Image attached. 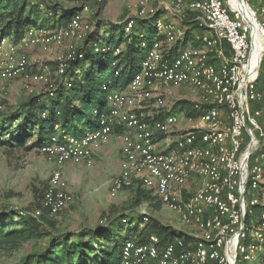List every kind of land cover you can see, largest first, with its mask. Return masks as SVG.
I'll return each instance as SVG.
<instances>
[{"label": "built area", "instance_id": "obj_1", "mask_svg": "<svg viewBox=\"0 0 264 264\" xmlns=\"http://www.w3.org/2000/svg\"><path fill=\"white\" fill-rule=\"evenodd\" d=\"M251 1L172 0L182 23L196 25L192 33L201 44L172 53V46L185 39L186 29L159 17L156 27L161 35L141 42L145 53L139 72L124 88L111 81L104 84L108 108L101 113L99 126L77 136L58 133L41 148L57 164L43 199L50 215L60 214L74 200L62 166L73 162L91 167L95 152L118 130L121 168L111 182L110 194L116 196L140 183L190 228L182 232L178 243L175 239L163 243L158 235L146 242L130 238L123 244L118 264L264 262V213L247 243L248 211L255 205L264 207L263 168L257 165L256 155L264 139V82L262 88L258 86L264 78V22L258 19L264 7L255 11ZM63 2L80 7L65 25L32 27L19 43L0 42V86L17 78H23L31 91L33 83L52 86L45 68L31 71L27 56L18 54L25 44L44 50L65 46L57 62L61 77L84 57L80 47L98 18L87 0ZM150 2L138 0L137 9L123 21L126 34L132 33L137 18L154 16L165 7L160 3L151 8ZM245 4L251 15L241 8ZM188 12L194 17L186 19ZM95 48L118 55L123 46L96 43ZM119 75L116 70L115 76ZM176 85L195 93L194 106L204 109L197 119L186 115L187 129L177 127L178 111L168 102L172 95L168 88ZM250 187L259 189L258 197L249 198ZM21 214L38 218L42 211ZM144 219L149 220L147 214Z\"/></svg>", "mask_w": 264, "mask_h": 264}, {"label": "trees", "instance_id": "obj_2", "mask_svg": "<svg viewBox=\"0 0 264 264\" xmlns=\"http://www.w3.org/2000/svg\"><path fill=\"white\" fill-rule=\"evenodd\" d=\"M61 6L45 0H0V42L11 38L13 43H19L32 27L65 25L80 8L75 3ZM102 10L100 6L97 7V24L80 47L84 57L73 62L54 91L31 96L17 109L0 112V144L41 150L58 133L60 136H77L99 126V117L108 108L104 84L111 81L113 85L124 88L139 72L145 53L141 42L149 35L158 33L156 22L162 13L161 10L154 16L137 18L132 33L126 34L125 23L101 19ZM188 14V17L194 16L192 12ZM183 24L186 26V37L172 46V53L188 45L201 44L192 33L196 25ZM96 43L121 45L123 49L118 55L103 53L96 51ZM211 61L216 62L215 59ZM116 70L120 72L118 77L115 76ZM263 82L264 78L261 77L259 88H262ZM173 110L195 119L204 111L196 108L187 98L175 102ZM130 188L135 190V205L147 200L155 201L154 206L159 203L158 197L140 183ZM44 192L36 195L39 199L35 209L42 211L38 218L22 215L21 211L13 209L0 212V252L14 250L33 239L45 241L42 248L27 254L18 264H118L123 244L130 238L116 236L113 228L118 224H129L134 219H138L140 225L144 224L136 239L139 242H146L149 236L158 235L163 243H167L183 232L153 217L145 221L146 214L113 217L106 225L97 228L58 230L57 222L44 205ZM258 207L263 206L255 205L248 211V222L255 219ZM260 216L256 219L257 224Z\"/></svg>", "mask_w": 264, "mask_h": 264}, {"label": "rangeland", "instance_id": "obj_3", "mask_svg": "<svg viewBox=\"0 0 264 264\" xmlns=\"http://www.w3.org/2000/svg\"><path fill=\"white\" fill-rule=\"evenodd\" d=\"M102 1L105 0H87V4L93 12H96L97 7L100 6L105 10V17L119 18L120 21L117 22L125 21L137 9L138 5V0H118L123 6V11L118 15V13L109 11L114 0H106V3H101ZM45 2L60 6L72 5V3L68 4L63 2V0H45ZM160 3H165L160 18L186 29V26L177 17L179 15L173 10L172 0H151L150 7L155 8ZM250 6L255 11H258L264 7V0H252ZM188 13L186 19L194 17H188L190 15ZM258 19L263 23L264 14H259ZM160 35V33H154L149 35L148 38L154 39ZM73 43L76 44L77 41ZM64 51L65 46L44 50L33 44L23 45L19 49L18 54L27 56L31 71L45 68L52 79V86L33 83V91H31L27 87L28 83L23 78L6 81L3 86H0V112L7 113L17 109L22 102H25L31 96L45 93L49 88L56 87L62 79L57 72L58 57ZM262 69H264V60ZM168 89L172 93L168 98L170 104L182 98H187L192 102L197 98L195 93L184 86L176 85ZM178 116L180 123L177 127L187 129L190 121L187 119L186 113L179 111ZM262 141L263 147L256 155L260 160L257 165L263 168L262 184L264 186V139ZM121 149L122 138L120 131L117 130L111 141L104 145L101 154L95 159L91 167L73 162L62 166L74 200L67 209L53 216V219L57 222L58 230L75 231L83 227L97 228L113 217H122V215L126 214L130 217H136L144 213L148 217H153L163 224L171 225L179 231L190 230L182 222L181 218L167 205L163 204L159 198H157L159 203L156 206H154L155 201L153 200L143 201L135 205L133 203L135 190L130 187L125 188L116 196L110 194L111 182L120 173ZM55 169H57V164L50 161L40 149L26 150L24 147L12 148L7 144H0V212L13 209L31 213L36 208L39 199L36 195L44 192ZM249 193L253 194L249 198L258 197L259 189L250 187ZM262 213H264V208L258 207L255 219L249 221L247 243L252 241L253 234L257 228L256 219L258 220ZM128 219L130 220V218ZM141 221L144 220L141 219ZM143 226L144 224H139L138 219H134L129 224H118L113 229L116 236L137 239ZM180 235L178 233L174 236L176 243L179 242ZM44 243L43 239H33L14 250H2L0 252V264H18L27 254L42 248ZM256 264L262 263L256 261Z\"/></svg>", "mask_w": 264, "mask_h": 264}, {"label": "crops", "instance_id": "obj_4", "mask_svg": "<svg viewBox=\"0 0 264 264\" xmlns=\"http://www.w3.org/2000/svg\"><path fill=\"white\" fill-rule=\"evenodd\" d=\"M119 2H118V0H114L113 5H112V7H110L109 11H111V12L113 11L114 13H118V15H119L123 11V6ZM100 18L105 20V21H112V22L120 21L119 18L116 19V18H111V17H105V10H102ZM6 39H7V41L12 42L11 38H6ZM77 44H79V43H77ZM103 147L95 152V159H97V157H99V155L101 154V152L103 150Z\"/></svg>", "mask_w": 264, "mask_h": 264}, {"label": "bare ground", "instance_id": "obj_5", "mask_svg": "<svg viewBox=\"0 0 264 264\" xmlns=\"http://www.w3.org/2000/svg\"><path fill=\"white\" fill-rule=\"evenodd\" d=\"M241 8L243 9V11H244L247 15H251L250 10H249V6H248L247 4L242 5ZM255 29H256V28H255ZM261 39H262V35H259V36H258V43L261 42Z\"/></svg>", "mask_w": 264, "mask_h": 264}, {"label": "water", "instance_id": "obj_6", "mask_svg": "<svg viewBox=\"0 0 264 264\" xmlns=\"http://www.w3.org/2000/svg\"><path fill=\"white\" fill-rule=\"evenodd\" d=\"M103 225H106V223H103Z\"/></svg>", "mask_w": 264, "mask_h": 264}]
</instances>
